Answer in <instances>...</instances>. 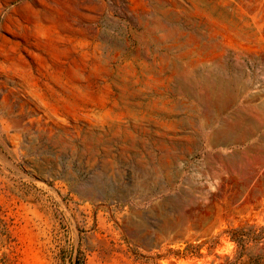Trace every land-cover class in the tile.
<instances>
[{"label":"rangeland","instance_id":"obj_1","mask_svg":"<svg viewBox=\"0 0 264 264\" xmlns=\"http://www.w3.org/2000/svg\"><path fill=\"white\" fill-rule=\"evenodd\" d=\"M0 264H264V0H0Z\"/></svg>","mask_w":264,"mask_h":264},{"label":"trees","instance_id":"obj_2","mask_svg":"<svg viewBox=\"0 0 264 264\" xmlns=\"http://www.w3.org/2000/svg\"><path fill=\"white\" fill-rule=\"evenodd\" d=\"M234 239H235V241H237L239 244H242V242H243V238H242V236H236Z\"/></svg>","mask_w":264,"mask_h":264}]
</instances>
